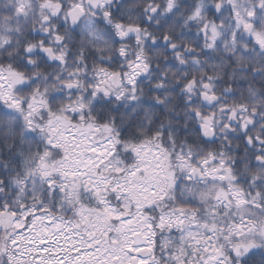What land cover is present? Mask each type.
Here are the masks:
<instances>
[{
  "label": "snow or ice",
  "instance_id": "snow-or-ice-1",
  "mask_svg": "<svg viewBox=\"0 0 264 264\" xmlns=\"http://www.w3.org/2000/svg\"><path fill=\"white\" fill-rule=\"evenodd\" d=\"M0 264H264V0H0Z\"/></svg>",
  "mask_w": 264,
  "mask_h": 264
}]
</instances>
